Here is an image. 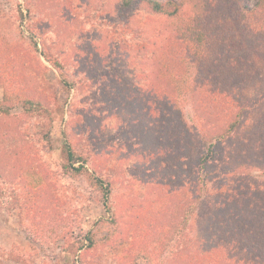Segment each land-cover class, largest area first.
I'll return each mask as SVG.
<instances>
[{
	"label": "rangeland",
	"instance_id": "1",
	"mask_svg": "<svg viewBox=\"0 0 264 264\" xmlns=\"http://www.w3.org/2000/svg\"><path fill=\"white\" fill-rule=\"evenodd\" d=\"M156 1L174 3L178 17L137 5L122 14L119 0H0V103L6 94L9 111L0 118V154L8 149L4 161L0 157V170L9 171L14 180L0 177V264H213L206 257L218 250L199 254L210 246L206 241L217 227L209 228L211 222L227 226L218 230L215 243L231 242L224 252L228 258L232 242L243 239L248 244L254 233L264 231V189L257 186L264 184V155L259 153V140L244 132H254L260 120L250 117L244 122L246 130L241 127L239 140L218 142L215 137L225 132L234 113L210 114L203 105L208 103L206 89H195L193 81L205 77L209 86L228 83L226 67L217 66L216 71L207 63L208 72L201 76L191 60H176L177 35L187 25L198 35L200 30L217 33L222 20L216 22L215 17L219 9L230 15V1ZM258 1L243 5L251 9ZM165 49L170 70L177 73L173 77L180 82L174 83V97L156 76L157 59L161 64L159 54ZM43 51L60 64L53 67ZM242 51L228 55L226 64L238 61L239 54L249 57L250 51ZM20 65L26 67L27 83L47 112L24 108L26 95L10 85L7 71ZM244 71H235L240 86H247L233 94L236 107L251 105L263 88L259 73L251 75V86ZM155 90L162 92L166 112L154 110ZM192 90L198 113L189 100ZM222 99L231 107V98ZM173 105L178 109L172 111ZM263 112L264 103L250 115ZM65 139L87 160L84 172L75 177L62 171ZM13 140L32 151V163L10 154ZM216 152L231 165L244 157L251 162V196L238 198L239 185L224 177L203 182L206 173L198 170L201 156L212 159ZM96 178L109 190L105 206ZM193 195L200 198L192 200L197 210L190 218L186 197ZM253 197L257 201L250 200ZM203 202L213 210L201 218Z\"/></svg>",
	"mask_w": 264,
	"mask_h": 264
},
{
	"label": "trees",
	"instance_id": "2",
	"mask_svg": "<svg viewBox=\"0 0 264 264\" xmlns=\"http://www.w3.org/2000/svg\"><path fill=\"white\" fill-rule=\"evenodd\" d=\"M224 1V0H221ZM231 9H230V15H226L223 13L220 9L215 17V21L218 22V20H222L221 25L219 26L218 32L214 34H209V33H204L203 31L200 30L199 35L196 32V30L191 27L190 25L186 26L184 28V31L180 34L177 35V40H178V53L180 55L176 58L177 61L184 62L185 60H191L193 64H195L196 71L201 73V76H205L207 71V67H204L205 64L207 63H212L215 66V68L218 66H223L226 67V70L228 73L224 74V79L225 81L222 82H215L212 83L211 86H209L208 80L205 79V77H199L197 79V82L193 81L195 89H206L204 94V98L208 100V105L203 102V105L205 106V110L207 109L210 114H213L214 116H218L221 113L225 115L226 112L229 113H234L233 117L231 118V121H228L225 125L227 127L224 129L225 132L217 135L215 138L218 139L217 141L220 142L221 140L223 141H232L234 138L239 140L241 137H239L238 132L242 131L241 127H244V130H246V127L243 125L244 122H249L251 119H259L261 122L260 125H253L255 126L253 128L254 132H251L249 129L247 134L250 137H254L255 140H259L260 144V151L259 153L261 155H264V112L263 113H258L257 117H252L250 115V110L255 111V108L257 106H260L264 103V81L261 78H264V43L262 40H264V0H259L256 5H254L251 9L245 5H243L247 0H229ZM135 5L137 6H146L151 12L155 14H161L165 15L167 17H178L180 10L177 6L174 5L172 2H166V3H160L156 0H119V11L120 13H130L131 11L135 10L136 8L134 7ZM248 10V11H247ZM249 12V13H248ZM250 14L246 17H244V14ZM22 15V13H20ZM253 16V18L249 17ZM258 16V17H257ZM221 17V19H220ZM257 17V18H256ZM32 39H36L35 35H31ZM247 42H252L250 46L248 45ZM57 46H62L57 44ZM251 46L253 47V51L251 52L250 49ZM261 47V48H260ZM244 51L247 53L249 52V57H245L241 54L238 55V61H233L230 64H226V58L228 55H233L235 51ZM58 51V54L60 55V51ZM242 51V52H243ZM169 52V51H168ZM166 49L165 52L159 54L160 58V63H158L157 59V66L159 67L158 73L156 76H158V80L161 82V88L162 89H167L171 88L170 95L171 97H174L173 95L176 94V87L174 88V83H180L178 80H175V77L177 73L173 69L170 70V66L167 63L166 59ZM248 54V53H247ZM42 57L48 61L53 67L58 66L60 63L57 60H53L52 57L50 56L49 53L42 52L41 53ZM237 57V56H235ZM161 66H160V65ZM177 68V67H176ZM26 67L20 65L18 67L13 68L12 66L10 67V70L8 69L7 72H9L10 75V85H13L15 87H18V89L25 94V98H23V107L28 106V110H38L39 107L42 108L44 112H47V108L41 103L40 99H36L37 95L34 93L35 91L33 88L27 83L26 77L24 75ZM218 68H216L217 71ZM241 69H244L245 73H243L245 78L247 79V82L253 85L251 83L252 81V76L253 74L257 75L259 73V76L261 77L259 82H261L262 87L261 90L258 89L257 93V98L254 100L251 105H248V103H245L244 105H238L236 107L235 103H239L235 98L233 94H236L237 88L241 87L240 82H242L240 79L237 80L235 79V71L239 73ZM211 72V71H209ZM236 73V74H237ZM238 75V74H237ZM210 78V77H209ZM216 80V79H215ZM240 81V82H239ZM214 84V85H213ZM243 84V83H242ZM243 90L247 88L245 84L242 85L241 87ZM166 92V91H165ZM257 92V91H256ZM162 92L159 90H155L153 94V99L154 102H156L157 105H155L154 110L156 112H166L167 110V103L165 102L164 99H160L162 97ZM231 98L232 105L230 107V102L229 105L225 101L224 97ZM7 95L4 94L3 97V102L0 103V118L2 117H7L9 115V111L5 107ZM167 98V97H166ZM193 105L195 113H198L199 108H198V102L196 100V92L192 90L191 94V99H189ZM159 102H162L159 104ZM215 104V106H212L210 104ZM241 103H243L241 101ZM240 103V104H241ZM225 105L226 107L219 108L221 106ZM209 106V107H208ZM175 107V108H174ZM232 107H236V111L234 109H231ZM175 109H178L177 106L173 105L172 106V111H175ZM179 114V112H178ZM243 114V115H241ZM169 115L172 116V113L169 112ZM196 115V114H195ZM198 116V114H197ZM177 117V116H176ZM171 118L170 122L174 123ZM203 121L205 122L206 118L205 116L202 117ZM153 119V117H152ZM177 120H179V125L180 128H182L183 131H185V123L181 119V115H178ZM152 124H157L154 120H152ZM207 123V122H205ZM178 125V124H177ZM202 125V124H201ZM179 128V129H180ZM186 134L188 132L185 131ZM243 132V131H242ZM188 136V134H187ZM239 138V139H238ZM200 139V138H199ZM247 139L248 136H247ZM244 141V138L243 140ZM16 141L13 140L12 144L14 145V148H11L10 154L13 156L18 157L19 160H21L23 163L28 162L32 163L34 161V154L32 151L28 148L25 147L24 144L15 143ZM220 145V144H219ZM219 153H221V147L218 146ZM252 149V148H251ZM7 150L8 149H3L2 154H0V157L2 161H4V158L7 157ZM62 154L64 156V163L62 164V171L69 176L75 177L82 172H84V165L86 164V157H84L81 154H78L70 145V143L65 139L63 144H62ZM252 151V150H251ZM249 151V152H251ZM238 153V151H236ZM242 154L244 155V152L241 150ZM190 154V153H189ZM216 156L211 159L210 157L206 158L201 156V165L199 164L198 170L203 169L206 173L204 174L205 177L202 176L203 182L208 181L212 182L213 180L216 179H222L223 177L225 178L226 181L233 182L232 184H237L239 185L240 193L237 196L240 199L245 200L249 196L252 195L250 189V186L248 185V181L250 179V174L249 171V166L251 162H246L242 158L240 159L236 165H231L232 162L227 159H221L218 156V152L215 153ZM189 157V155H188ZM209 160L214 161L218 166H210L209 165ZM1 161V162H2ZM36 166V165H35ZM218 168V170H215ZM11 174H13L11 172ZM199 175V173H198ZM197 175V177H198ZM13 176V175H12ZM10 175L9 171L1 169L0 170V177H3V180H6L8 182H13V178ZM11 180V181H10ZM224 180V179H223ZM251 180V179H250ZM197 181H199V178H197ZM254 181V180H253ZM258 187L264 189V184H259ZM94 184L101 190V196H102V204L105 206L106 204V199L107 195L109 194V190L104 187L103 181L100 178H96L94 180ZM247 184V186H246ZM194 198L192 197H186L187 201V209H186V214L188 212L190 218L193 216L192 213L195 212V209L197 210V207L195 206V203L193 204L192 200H198L200 198L199 196L193 195ZM208 196L204 197L205 199H202L204 202H206ZM248 200V199H247ZM250 200H255L257 199L250 198ZM205 207L202 212H201V218L205 217L207 212H212L213 206H210V204H207V206L204 205ZM250 203V201L248 202ZM254 202H251L253 204ZM256 204L258 202H255ZM207 209V211H206ZM194 211V212H193ZM263 213V212H261ZM185 214V215H186ZM253 217H256V215L252 214ZM260 216V215H259ZM262 219L264 221V217L261 214ZM244 215L241 216L243 218ZM210 218V215L209 217ZM213 223L209 225V228L213 229L216 227L210 234H212L206 243H208L210 246L205 250L204 252H200L199 254H208L213 250H218L215 252V256L210 255L207 256L206 258H209V261H212L213 264H224V262H235V264H255L252 263V260H258L257 264H264V231L262 233L256 232L253 234L251 239H249L248 244L246 241L243 239L242 240H236L235 243L232 242V258H228L225 255V251L230 249L231 247V242L226 245L221 244V243H215L216 239L218 238L217 233L219 232L218 230L222 228L223 226H226L225 223L220 224ZM187 223H185L186 227ZM213 237L215 240H213ZM197 241V240H196ZM91 244V243H90ZM247 252L250 256L251 259H248L247 257ZM236 253V254H234ZM226 257V258H225Z\"/></svg>",
	"mask_w": 264,
	"mask_h": 264
}]
</instances>
